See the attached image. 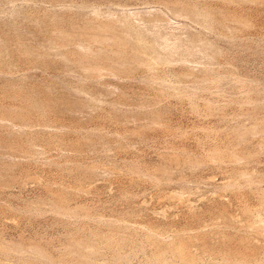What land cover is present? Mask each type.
Returning a JSON list of instances; mask_svg holds the SVG:
<instances>
[{"label":"rangeland","instance_id":"374dc122","mask_svg":"<svg viewBox=\"0 0 264 264\" xmlns=\"http://www.w3.org/2000/svg\"><path fill=\"white\" fill-rule=\"evenodd\" d=\"M0 264H264V0H0Z\"/></svg>","mask_w":264,"mask_h":264}]
</instances>
